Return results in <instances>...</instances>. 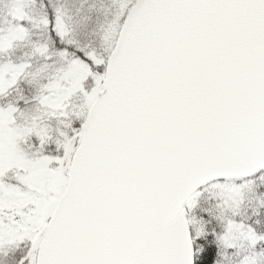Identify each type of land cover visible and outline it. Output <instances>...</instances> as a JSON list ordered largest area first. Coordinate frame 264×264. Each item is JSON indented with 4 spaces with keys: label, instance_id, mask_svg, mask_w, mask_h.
Wrapping results in <instances>:
<instances>
[{
    "label": "snow or ice",
    "instance_id": "1",
    "mask_svg": "<svg viewBox=\"0 0 264 264\" xmlns=\"http://www.w3.org/2000/svg\"><path fill=\"white\" fill-rule=\"evenodd\" d=\"M0 264H264V0H0Z\"/></svg>",
    "mask_w": 264,
    "mask_h": 264
}]
</instances>
